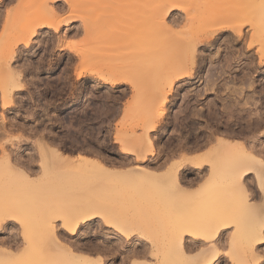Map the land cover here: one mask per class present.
<instances>
[{
    "label": "rangeland",
    "instance_id": "obj_1",
    "mask_svg": "<svg viewBox=\"0 0 264 264\" xmlns=\"http://www.w3.org/2000/svg\"><path fill=\"white\" fill-rule=\"evenodd\" d=\"M65 1L0 0V64L7 62L11 71L20 72L17 80L22 86L10 90L5 85V89L8 77L2 64L0 161L7 152L29 176L18 177L17 171L10 173L0 162V182H4L0 196L7 187L21 193L22 199L13 201L2 194L1 202L0 197L4 225L0 255L4 249L16 258L11 262L1 255L0 264H64L51 238H42L49 232L41 234L40 227L51 222L65 246L64 253L70 248L90 258L100 256L103 264H184L179 248L173 247L181 231L185 232L188 259L198 258L193 264H198L201 255L208 257L214 245L221 254L217 264H264V243L258 241L259 233L264 237V229L259 228L264 225V184L260 183L264 174L253 163L243 187L227 184L233 176L229 171L237 167L235 157L224 147L220 151L216 143L218 139L238 141L264 159V0H177L184 13L197 20L183 27L186 14L174 10L167 21L179 16L182 23L173 31L156 25L155 20L160 6L167 8L173 0ZM225 2L229 9L222 8ZM215 4L221 5L217 9L222 13L211 12V16L208 9L201 13ZM50 9H56L59 20L68 15L79 18L72 17L70 25L54 31L46 23H53ZM200 13V17L207 16L199 19ZM231 22L235 28L243 25L242 38L223 30L202 41L195 47L190 73L177 77L175 69L184 46L217 24ZM24 37L29 39L27 48L21 42ZM250 42L253 46L248 49ZM217 71L216 80L197 77ZM234 74L242 78H231ZM174 76L169 88V78ZM114 78L123 83L111 86L105 82ZM196 80L205 82L199 92L194 89ZM6 90L11 92V104L4 107L2 93ZM234 90L243 91L240 95L233 94ZM43 92L44 96L38 94ZM116 94L121 97L119 103ZM150 124L155 125L147 134L153 153L148 152L143 137ZM120 131L127 134L119 136ZM131 134L140 136V141ZM196 144L200 149L190 153V146ZM53 149L60 158L53 156ZM79 155L91 164H79ZM167 156L177 158L165 159L159 169L160 160ZM194 156H201L196 159L202 162L200 169L187 158ZM92 160L114 177L101 174L91 166ZM143 169L153 171L154 176L142 175ZM174 172L178 184L169 185L167 178ZM86 201L95 204L98 214L71 235L60 226V217L48 219L50 211L60 210L61 215L64 207ZM222 227L215 241L214 229ZM169 236L174 241L170 239L173 250L167 254L172 248L170 243L167 248ZM250 253L261 256L260 260Z\"/></svg>",
    "mask_w": 264,
    "mask_h": 264
},
{
    "label": "bare ground",
    "instance_id": "obj_2",
    "mask_svg": "<svg viewBox=\"0 0 264 264\" xmlns=\"http://www.w3.org/2000/svg\"><path fill=\"white\" fill-rule=\"evenodd\" d=\"M53 2H59V0H52ZM173 1H175V3H171L167 8H162L161 9V7H163V6H160V8H159V10H158V14H156V17H155V20H156V25H158V26H160V27H164L165 29H169L170 31L172 30V28L174 27V29H175V25L177 26V25H180L181 23H182V18L181 17H175V18H173L171 21H167V16L169 15H171L172 14V12L174 11V10H183V13H184V9H182L181 7H180V5L178 4V3H176L177 2V0H173ZM195 1V0H194ZM228 2H229V0H227ZM231 1V3L234 1H232V0H230ZM263 1V0H262ZM67 4H69L70 3V0H66L65 1ZM208 2V1H207ZM196 3L198 4V2L196 1ZM231 3H229L228 5H231L232 7H233V4H231ZM264 3V2H263ZM208 4V3H207ZM225 5H223L222 6V8L223 7H225L226 6V4H227V2H225L224 3ZM235 4V3H234ZM263 5V4H262ZM197 6V5H196ZM195 6V7H196ZM210 6V5H209ZM215 7H213V6H211L212 7V9L210 8V10H209V8H205V10H202V12L201 13H205L206 12V10L208 11V12H210V15L211 16H213V14H211V12L212 13H216V15H218V13H222V11L221 10H219V9H217L218 7H220V6H218V4H215L214 5ZM235 7V6H234ZM263 7V6H262ZM181 8V9H180ZM198 8V7H197ZM225 8H227V6L225 7ZM230 8V7H229ZM229 8H227V9H229ZM191 10H192V12L193 11H195L196 12V10H194V8H191ZM191 10L189 11L190 12V15H192L191 14ZM211 10H216L215 12L214 11H211ZM226 10V9H225ZM188 11V10H187ZM227 11V10H226ZM226 11H224V12H226ZM230 11V10H229ZM198 12V11H197ZM207 12V13H208ZM49 13H50V15H51V17L53 18V19H51L52 21H53V23L51 22V23H49V21L48 22H46L47 23V26L48 27H51L54 31H57L58 29H59V27L61 26V25H63V26H68V25H70L71 23H72V20L73 19H75L76 17H75V15L73 16H70V17H68L67 16V18L65 17L64 19H60L59 20V18H58V15H57V11H56V9H50V11H49ZM189 14L188 12H185L184 14ZM199 13V12H198ZM198 13H196V14H198ZM201 13L199 14V17H200V15H201ZM229 13V12H228ZM185 15V23L183 22L182 24L183 25H185V26H183V27H186V23H187V25H188V22L187 21H190L191 19H193V18H196V20H197V17H189L188 15ZM230 14H231V12H230ZM193 15H195V13L193 14ZM224 15V14H223ZM204 16L205 15H203L202 14V16L199 18V19H202V18H204ZM207 16V15H206ZM205 16V17H206ZM215 16V15H214ZM72 17H73V19H72ZM78 17V16H77ZM172 17V16H171ZM58 18V19H57ZM79 18V17H78ZM78 18H76V19H78ZM235 19H237V18H235ZM234 19V20H235ZM195 20V19H194ZM238 20V19H237ZM264 20V19H263ZM74 21V20H73ZM239 22V21H238ZM245 22H247V21H245ZM264 22V21H263ZM221 24H223L222 22H220ZM229 23V22H228ZM235 23V22H234ZM191 24V23H190ZM38 25V24H37ZM218 25V24H217ZM217 25H216V27L215 28H213L212 30H210V31H206V32H204V33H202L200 36H197V37H195V40H193V41H195L194 43L193 42H191V44H186L185 46H184V48H183V51H184V55H183V58H182V61H181V63L179 64V66H178V68L176 67V69L175 70H177V73H178V76H177V74L175 75V76H177V77H179V75H182V74H186L187 72H189L190 70H191V66L194 64L193 62H194V60H195V47L198 45V44H200L202 41H207V40H211L212 38H215L214 37V35L216 34V33H218L219 31H222L223 32V30H229V31H232V32H234L235 33V35H236V37L237 38H242V31H241V28H242V26L243 25H239L240 27H238V26H236V28H235V25L234 24H232V22H231V25L230 24H228L227 26H223V25H220L219 24V26L217 27ZM238 25V24H237ZM251 25V24H250ZM36 27V26H35ZM182 27V25H181V27L180 28H183ZM263 27V28H262ZM262 36H264V23H263V25H262ZM163 28V29H164ZM179 28V27H178ZM155 29H157V26L155 27ZM162 29V30H163ZM183 29H186V28H183ZM80 30V29H79ZM142 30V29H141ZM140 30V31H141ZM157 30H159V28L157 29ZM168 30V31H169ZM32 32L30 33V35H32V34H34L33 32H34V30H31ZM164 31V30H163ZM169 31V32H170ZM173 31V30H172ZM183 31V30H182ZM29 32V31H28ZM156 32V31H155ZM167 32V31H166ZM181 32V31H180ZM173 33V32H172ZM143 34V33H142ZM155 34V33H154ZM153 34V35H154ZM157 34V33H156ZM182 34H183V32H182ZM155 36V35H154ZM29 37V36H28ZM153 38V37H152ZM24 40H22L21 42L23 43V45H24V47H26L27 48V46H28V44H29V39L27 40V38L26 37H24L23 38ZM262 39H264V38H262ZM233 41V40H232ZM216 45V44H215ZM253 46V44L250 42V43H248V49L249 48H251ZM219 50V49H218ZM260 51V50H259ZM215 55V54H214ZM264 56V55H263ZM262 56L260 55V58H261ZM263 59H264V57H263ZM4 61H6V60H4ZM0 62H3V61H0ZM198 62V61H197ZM201 63V62H200ZM2 64H4L5 65V73L7 74V75H5V76H7L8 77V83L7 84H4V87H5V85H7L8 86V88L11 90V89H14V88H16V89H21V83H19L18 82V78L20 77V72L19 73H17V72H15V71H11V68H9V64L6 62V63H1L0 64V66L2 65ZM196 65V64H195ZM194 65V66H195ZM3 67H1V69H3ZM224 67V66H223ZM173 68H175V66H173L172 68L170 67V70H174ZM221 69V68H220ZM117 70V69H116ZM213 70V69H212ZM219 70V69H218ZM1 71V70H0ZM112 71V70H111ZM110 71V72H111ZM215 71V70H214ZM176 72V71H175ZM175 72H174V74H175ZM223 72V71H222ZM248 72V71H247ZM3 73H4V71H3ZM4 73V74H5ZM172 73V72H171ZM190 73V72H189ZM214 73V72H213ZM213 73H212V75H213ZM216 73H218V72H216ZM117 74V73H116ZM78 76H80V73L78 74ZM100 76V75H99ZM108 77H109V75H107ZM111 76V75H110ZM175 76L173 77V78H169V83L167 84L168 85V87L169 88H171V85H172V83L174 82V79H176L175 78ZM209 76V75H208ZM248 76V75H247ZM115 77V76H114ZM214 77V76H213ZM101 78V77H100ZM107 78V77H106ZM111 78V77H110ZM119 78V77H118ZM118 78H114V79H110V80H107V81H105L106 83H108L109 85H111V86H116L117 84H120V83H123V80H121V79H118ZM240 78H242V77H240ZM245 78V77H244ZM18 79V80H17ZM102 79V78H101ZM210 79H212V78H210ZM105 80V79H104ZM216 80V79H215ZM5 81V82H6ZM20 81V80H19ZM126 81V80H125ZM168 82V81H167ZM209 82V81H208ZM214 82V81H213ZM212 82V83H213ZM210 83H211V81H210ZM241 83V82H240ZM248 82L246 81V84H247ZM235 84V83H234ZM244 85V84H243ZM249 85V84H248ZM246 86V85H245ZM11 87V88H10ZM229 87V86H228ZM168 88V89H169ZM246 88V87H245ZM4 89V88H3ZM5 89H7V87H5ZM10 90H9V92H10ZM235 91V90H234ZM233 91V92H234ZM243 91V90H242ZM9 92H7V90L5 91V93L3 92L2 93V95L4 96V99H5V101L3 100V106L5 107V106H8L9 104H11V97H10V93ZM85 92V91H84ZM169 92V91H168ZM235 93H236V91H235ZM245 93V92H244ZM240 94V93H239ZM247 94V93H246ZM241 95V94H240ZM247 95H249V94H247ZM230 97H232V96H230ZM244 97V96H243ZM248 97V96H247ZM249 98V97H248ZM234 99V98H233ZM247 100V99H246ZM232 101V100H231ZM248 101V100H247ZM5 102V103H4ZM230 102V101H229ZM233 102L235 103V101H232V103L231 104H233ZM238 102V101H237ZM240 102V101H239ZM246 103V102H245ZM229 104V103H228ZM243 104V103H242ZM237 105V104H236ZM239 105L240 104H238V107H239ZM246 105V104H245ZM228 106V105H227ZM233 106H234V104H233ZM79 107V106H78ZM81 107V106H80ZM226 107V106H225ZM230 107V106H229ZM236 107V106H235ZM63 108V107H62ZM74 108V107H73ZM231 108V107H230ZM229 108V109H230ZM66 109V108H65ZM80 109V108H79ZM234 109V108H233ZM238 109V108H237ZM62 110V109H61ZM164 110V109H163ZM232 110V109H231ZM242 110V109H241ZM232 113V112H231ZM216 115V114H215ZM232 116V115H231ZM170 117V116H169ZM221 119V118H220ZM170 120V119H169ZM168 120V121H169ZM217 122V121H216ZM152 123V122H151ZM169 124H171L172 125V122H168ZM167 123V124H168ZM215 124V123H214ZM152 124H150V126H151ZM175 125V124H174ZM154 126L155 125H152L151 126V128L149 127V130L148 131H146V132H144V135H143V137L146 139V147L148 148V152L149 153H153V142H152V140L151 139H147V134H148V132L149 131H151V130H153L154 129ZM192 124H191V128H192ZM197 127L195 126V130H197L196 129ZM192 129H194V127L192 128ZM199 129V128H198ZM226 130V129H225ZM194 131V130H193ZM215 131V130H214ZM122 132H125V131H122ZM222 132H224V131H222ZM119 133V132H118ZM234 133V132H233ZM123 134H127L126 132L125 133H121V131H120V134H119V136H122ZM191 135V134H190ZM194 135V134H193ZM213 135V134H212ZM232 135V134H231ZM118 136V135H117ZM129 136H131V137H134V140H139L138 138H140V136H138V135H136V134H131V135H129ZM136 137V138H135ZM208 137H210V136H208ZM149 138V137H148ZM193 139V138H192ZM195 139V138H194ZM193 139V140H194ZM210 139V138H209ZM197 140V139H196ZM206 140H208V139H206ZM217 140V139H216ZM140 141V140H139ZM198 141V140H197ZM194 142V141H193ZM212 142V141H211ZM189 143H191V142H189ZM216 143H218L219 145V147L221 146V148L222 147H224V149H226L227 151H228V155L229 154H233L234 155V157H235V159L233 158V160L235 161L234 163L237 165V167L235 166V168H233V169H235V171L236 172H238V173H236L233 169H231L229 172H231L232 171V175L233 176H235V173L237 174L236 176H235V178L232 176V178L230 179V180H228L227 179V184L229 183V182H231V183H229V185L231 184L232 185V187H235L236 186V188L237 187H239V186H241L242 184H243V182L245 181V179L247 178V176H248V174L250 173V171H251V164H253V163H256L257 165H259V174H264V159L262 158H260L259 157V159L257 158V157H255L253 154H252V152L249 150H246L244 147V145L243 144H240V143H238V141L237 142H235V141H229V140H224V139H218L217 140V142ZM205 145H206V143H205ZM187 147V146H186ZM185 147V148H186ZM189 147V146H188ZM191 147V149L190 150H192L193 151V149L195 150V149H200L199 148V145H197L196 144V146L195 145H193V146H190ZM219 147H218V149H219ZM2 148V147H1ZM85 148H87L86 146H85ZM220 148V151L221 150H223V148L221 149ZM81 149V148H80ZM79 149V150H80ZM2 151V150H1ZM3 151H4V149H3ZM191 151V152H192ZM224 151V150H223ZM222 151V152H223ZM188 152V151H187ZM52 154H53V156H55V158L57 159V158H60L61 157V155L59 154V152L56 150V149H53L52 150ZM226 154H227V152H226ZM227 155V156H228ZM233 155H231L230 157H233ZM10 156L11 155H9L7 152H3L2 154H1V160L2 161H0V162H2V163H4L3 165H2V163H1V165L3 166V168H5V170H10V173H12V171L14 172V171H17L16 173H18L17 175H18V177L20 176V177H22L23 179H28L29 178V176H28V174L26 173V171L24 170L23 171V168L22 169H20V167L18 168V166H17V164H16V166H15V164H14V162H13V160H11L12 158H10ZM229 157V158H230ZM77 159H78V161H79V164H80V162H81V164L82 165H88V164H91L90 162H91V160L89 161L87 158H85V157H82V156H78L77 157ZM197 160H199L198 158H196ZM232 159V158H231ZM17 160V159H16ZM93 162H92V165L91 166H93L94 165V167H97L99 170H100V172H102L101 174H103V175H105L106 177H108V179H112V177H114V174L109 170V169H107V168H105L104 166H102V164H100V163H97V162H94V160H92ZM21 162V161H20ZM22 163V162H21ZM201 163L202 162H197V161H195V167L197 168V169H200V167L202 166L201 165ZM232 163H233V161H232ZM231 163V164H232ZM23 164V163H22ZM81 165V166H82ZM22 166V165H21ZM238 166L240 167V168H238ZM253 166V165H252ZM1 167V166H0ZM234 167V166H233ZM238 168V169H237ZM240 169V170H239ZM7 171V172H8ZM239 171H240V173H239ZM7 172H6V174H7ZM149 171H147V170H145V169H143V171H142V175H145L147 178L148 177H153L154 176V173H152V172H150V173H148ZM235 172V173H234ZM16 173H15V175H16ZM231 174L229 173L228 175H230L231 176ZM240 174V175H239ZM237 176H239L238 178H237ZM263 176V175H262ZM261 175H260V183L263 185L264 184V182H263V179L261 178L262 177ZM183 178L184 177H181V179H179L180 180V182H181V180H183ZM10 179V177H8V180ZM4 180V179H3ZM2 182H0V184H1ZM6 183V182H5ZM166 183L167 184H169V185H172V183H173V185L175 184V185H177L178 184V181H177V175H176V172H174L172 175H170L168 178H167V181H166ZM2 184H4V182L2 183ZM260 184V185H261ZM2 186V185H1ZM242 187H243V185H242ZM5 187H3L2 188V194L4 195H6V197H7V195L10 197V199L12 198L13 199V201H15V200H18L19 202L22 200H20V195H21V193L19 194L18 193V191L17 190H15V191H13L14 190V188H12V189H8L7 187L4 189ZM240 188V187H239ZM0 190H1V188H0ZM17 191V192H16ZM28 191V190H27ZM49 192V191H48ZM1 193V192H0ZM1 194V199H2V201L1 202H3L4 201V199H5V197L3 198V195ZM245 196H246V199H250V196L249 195H246L245 194ZM9 197H7V199L9 198ZM9 199V200H10ZM11 199V200H12ZM248 199V200H249ZM85 201V200H84ZM17 202V201H16ZM18 203V202H17ZM84 203H87V201L86 202H83V203H76V204H72V205H69V206H67V207H64L65 209L62 211V214L60 215V210H57V211H50V214H48L49 215V220L51 219V220H53V219H59V217L61 218L60 220H62V224L60 225V226H62V228L66 231V233L68 234V233H70V235L75 231V229L76 228H78L79 226H81L82 224H84V225H86L87 224V222H88V220H91L92 218H94L95 216H96V214H98V210H96L97 209V207H95L94 205H91V203H87V204H84ZM93 204V203H92ZM57 209V208H56ZM47 217V216H46ZM92 221V220H91ZM49 222V221H48ZM261 222H262V220H261ZM1 223V222H0ZM3 223V222H2ZM2 223L0 224V231H2L3 229H4V225H2ZM6 226V225H5ZM260 227V229L262 228V229H264V225H259ZM262 226V227H261ZM219 228V227H218ZM6 229V228H5ZM46 229V230H45ZM222 229H223V227L221 228V229H214V236H213V238L215 239V241H217L218 239H219V236H220V234H221V231H222ZM259 229V230H260ZM261 229V230H262ZM40 230H41V234H42V232L44 233V232H49L48 234H43L42 235V238H51V240H52V245L54 246V247H56L57 249H58V257L57 258H60V257H62V258H64V264H103V262L104 261H102V259L100 258V256H99V258H98V256L96 257V259H94L93 257H89L88 255H84V254H79V253H75L74 251L72 252V250L70 251L69 249H66V253H64L62 250H63V248H64V250H65V246L62 244V242L60 241V239H59V237L56 235V233H57V231H56V227H55V225L51 222V223H49L47 226H45L44 227V225H43V227L41 226L40 227ZM56 232V233H55ZM87 232H88V230H87ZM183 231H181V232H179L180 234L179 235H176L177 236V239H174V237L173 236H175V235H172L173 233H171V231H170V233H171V236H172V238L174 239V240H176V241H174L172 238H171V236H169L170 238H169V240H168V246H167V248L168 247H170L169 246V243H170V245H171V242L172 241H174V243L176 242L177 243V245L176 244H174V246L173 245H171V247L173 246V247H178L179 248V252L181 253V256H180V258H182V262L181 263H184V264H186L187 263V260H189L188 258L190 257L189 255H188V257H187V249H186V247H185V243H186V236L184 235L185 234V232H184V234L182 233ZM80 233V232H79ZM169 233V234H170ZM178 233V232H177ZM246 234H248L249 235V233L246 231L245 232ZM86 234V233H85ZM82 235V234H81ZM244 235V234H243ZM83 237V236H82ZM125 238H128V236H127V234H126V236H124ZM244 237H246L247 238V235H244ZM250 237H252L251 235H250ZM61 238H63V237H61ZM246 238H244V239H246ZM45 239V240H46ZM64 239V238H63ZM170 239H172V241L170 242ZM213 239V240H214ZM43 240V239H42ZM50 240V239H49ZM48 240V241H49ZM51 240H50V242H51ZM128 240V239H127ZM247 240V239H246ZM41 241V240H40ZM258 241L259 242H262V243H264V237H263V234H261V233H259V238H258ZM65 242V241H64ZM63 242V243H64ZM248 242H250V240L248 239ZM16 243V242H15ZM14 243V244H15ZM41 243V242H40ZM256 243V242H255ZM5 244H7V243H5ZM11 244V243H10ZM45 244H48V247H50V246H52V245H50L49 246V243H45ZM65 244V243H64ZM172 244H173V242H172ZM193 244H195V243H193ZM250 244V243H249ZM9 245V244H8ZM17 245V244H16ZM42 245V244H41ZM40 245V246H41ZM43 246H45V245H43ZM64 246V247H63ZM69 246V245H68ZM196 246V245H195ZM195 246H193L192 245V248L193 247H195ZM217 246V245H216ZM9 247V246H8ZM19 247V246H18ZM20 247H21V245H20ZM19 247V248H20ZM173 247L172 248H168V251H167V254H168V252L170 251L169 249H172L173 250ZM176 247V248H177ZM6 248V247H5ZM44 248V247H43ZM46 248V247H45ZM55 248V249H56ZM67 248V247H66ZM16 249H17V247H16ZM15 249V250H16ZM54 249V248H53ZM62 249V250H61ZM175 249V248H174ZM211 249V248H210ZM210 249H209V252H210ZM18 250V249H17ZM135 250V249H134ZM171 250V251H172ZM193 250V249H192ZM191 250V251H192ZM2 252V254L1 255H4L3 257H6L8 260H14V259H16L14 256H13V254L11 253V252H9V251H7V250H1ZM170 251V252H171ZM82 252V251H81ZM139 253V252H138ZM57 254V253H56ZM140 254V253H139ZM210 255H208V257L206 256H204L203 258H202V256L203 255H201L200 257H199V262H198V264H217L218 263V261L221 259V254H220V251H219V249L218 248H216L215 247V245L212 247V251L209 253ZM0 255V256H1ZM250 255L253 257L254 256V254H251L250 253ZM197 256V255H196ZM256 256V255H255ZM253 257V258H256V257ZM2 257V258H3ZM184 257H187L186 259L184 258ZM250 257V256H249ZM183 258H184V260L185 261H183ZM196 258L197 257H195V259H194V262L196 261ZM252 258V259H253ZM257 258L260 260V258H261V256L260 257H258L257 256ZM257 258H256V260H257ZM169 259V261H170V258H168ZM193 259V258H192ZM198 259V258H197ZM251 259V258H250ZM127 260H128V258H127ZM181 260V259H180ZM256 260H254V261H256ZM9 261V262H10ZM11 261V262H12ZM125 261V260H124ZM189 261H191V260H189ZM188 261V262H189ZM247 261V260H246ZM253 261V260H252ZM192 262V264L194 263L193 261H191ZM191 262H190V264H191ZM125 263V262H124ZM166 263V262H165ZM171 263V262H170ZM195 263H197V262H195ZM127 264V263H126Z\"/></svg>",
    "mask_w": 264,
    "mask_h": 264
},
{
    "label": "flooded vegetation",
    "instance_id": "obj_3",
    "mask_svg": "<svg viewBox=\"0 0 264 264\" xmlns=\"http://www.w3.org/2000/svg\"><path fill=\"white\" fill-rule=\"evenodd\" d=\"M218 73H216V72H210V73H208L207 74V72H205V74H203V75H198L197 77L199 78L200 76L203 78V79H206V78H212V79H216L217 78V76H220L219 75V71H217ZM212 73H213V75H212ZM207 75H209V76H207ZM214 76V77H213ZM225 77H227V76H225ZM230 77V76H229ZM240 77H242V75H232L231 76V78H236V79H241ZM226 82H228V80L226 81ZM195 83H196V87H194V89H195V91L196 92H199L200 90H202L203 88H204V84H205V82H203V81H201V80H196L195 81ZM223 83H225V82H221V81H218L217 82V84H223ZM200 84H202L201 86H199ZM40 90H42V88H39ZM219 93H222L221 91H218ZM233 94H235V91L234 92H232ZM239 93H242V91H239V92H236V94H239ZM40 96H44V92L43 93H38ZM50 97H51V95H50ZM40 98V97H39ZM42 98V97H41ZM51 108H54V107H51ZM65 108L67 109V107H61V109H63V110H65ZM199 131H197V133H198Z\"/></svg>",
    "mask_w": 264,
    "mask_h": 264
},
{
    "label": "crops",
    "instance_id": "obj_4",
    "mask_svg": "<svg viewBox=\"0 0 264 264\" xmlns=\"http://www.w3.org/2000/svg\"><path fill=\"white\" fill-rule=\"evenodd\" d=\"M116 98L118 99V103H119V101L121 100V97L120 96H118L117 94H116V96L114 97V99L116 100ZM97 108V107H96ZM192 151V150H191ZM191 151H189L190 153H193L194 152V150L191 152ZM188 152V153H189ZM199 157H201V156H194V157H187V158H189V159H192V160H194V161H196V158H199ZM175 158H177V156H167L166 158H162L161 160H160V162H159V169H163V164H164V161H165V159L166 160H170L171 161V159H175ZM168 163V162H167ZM149 171V170H148ZM162 171V170H161ZM150 172H153V171H150ZM155 174H159V173H157V172H155ZM162 174H164V173H162ZM182 177V176H181Z\"/></svg>",
    "mask_w": 264,
    "mask_h": 264
}]
</instances>
